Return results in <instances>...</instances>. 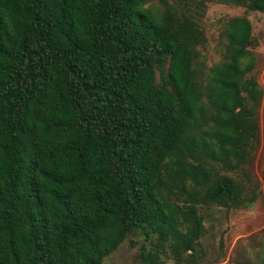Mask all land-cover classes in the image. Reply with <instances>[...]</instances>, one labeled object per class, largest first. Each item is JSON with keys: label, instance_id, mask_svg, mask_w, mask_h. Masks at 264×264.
I'll return each mask as SVG.
<instances>
[{"label": "trees", "instance_id": "trees-1", "mask_svg": "<svg viewBox=\"0 0 264 264\" xmlns=\"http://www.w3.org/2000/svg\"><path fill=\"white\" fill-rule=\"evenodd\" d=\"M205 3L264 13V0H0V264H103L128 237L142 264H204L206 210L258 199L252 25L224 21L210 61ZM251 248L238 263L264 264V229Z\"/></svg>", "mask_w": 264, "mask_h": 264}, {"label": "rangeland", "instance_id": "rangeland-1", "mask_svg": "<svg viewBox=\"0 0 264 264\" xmlns=\"http://www.w3.org/2000/svg\"><path fill=\"white\" fill-rule=\"evenodd\" d=\"M245 16L252 25V34L256 41L251 50L255 57L252 73L263 90L259 107V141L249 164L250 180L259 185L258 199L250 207L225 209L219 207L206 210L204 219L205 233L201 239L205 252L204 264H239L252 257L251 242L264 229V194L262 173L264 170V13H245L244 8L219 3H205L202 27L209 42V57L217 60L221 47V30L224 21L230 17ZM204 213V212H203ZM260 239V236H258ZM135 241L132 246L130 241ZM142 241L139 237H128L116 251L109 255L103 264H142L139 250ZM161 264H176L173 259L163 257Z\"/></svg>", "mask_w": 264, "mask_h": 264}]
</instances>
